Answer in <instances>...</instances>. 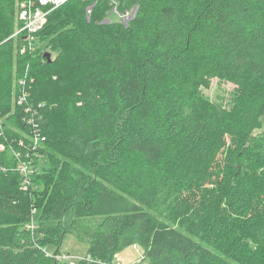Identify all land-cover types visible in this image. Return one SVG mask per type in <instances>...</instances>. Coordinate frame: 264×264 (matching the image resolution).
<instances>
[{
    "label": "trees",
    "instance_id": "trees-1",
    "mask_svg": "<svg viewBox=\"0 0 264 264\" xmlns=\"http://www.w3.org/2000/svg\"><path fill=\"white\" fill-rule=\"evenodd\" d=\"M20 1L0 0V264H67L65 219L90 236L77 264L133 246L150 264H264V0H67L25 53ZM113 8L135 15L106 23ZM213 79L235 88L214 102Z\"/></svg>",
    "mask_w": 264,
    "mask_h": 264
},
{
    "label": "built area",
    "instance_id": "built-area-1",
    "mask_svg": "<svg viewBox=\"0 0 264 264\" xmlns=\"http://www.w3.org/2000/svg\"><path fill=\"white\" fill-rule=\"evenodd\" d=\"M87 2H91L93 0H84ZM67 0H21L18 4V12H17V22L21 24V28L16 30L15 34L12 36L16 38L19 35L24 36V45L21 48V53H25L27 51L33 52L36 50L35 43H38V34L45 27L49 14L56 10L57 8L63 6ZM92 6L87 8V15L90 16L92 12ZM135 15V11L131 15L129 12L126 14H120L121 18H125V21L131 20ZM27 80L28 78L20 79V87L22 93L18 98V103L20 105L27 103L28 97L30 96L28 88H27ZM41 108V106H39ZM26 113H28L31 117L29 119V125L32 127L34 135H33V145L32 149L35 151L39 146V142L44 140L41 136L40 132V124L36 116L39 114L37 109L33 107H28L26 109ZM0 127H1V119H0ZM22 144V143H21ZM0 150H4V146L0 145ZM39 156V155H38ZM19 157V154L17 155ZM0 171H5L0 169ZM17 171L19 175L22 177V188L24 190H28L32 183L33 177V165L31 162H20ZM31 230L34 229V225L29 226ZM59 261L67 264H77L78 262L70 254H61L59 257Z\"/></svg>",
    "mask_w": 264,
    "mask_h": 264
},
{
    "label": "rangeland",
    "instance_id": "rangeland-1",
    "mask_svg": "<svg viewBox=\"0 0 264 264\" xmlns=\"http://www.w3.org/2000/svg\"><path fill=\"white\" fill-rule=\"evenodd\" d=\"M114 4H116L117 0H111ZM62 7V6H61ZM60 8V7H59ZM58 9V8H57ZM92 9V8H91ZM135 11V9H132L131 11H129V13L132 15L133 12ZM106 23L109 22H121L123 24H127L128 21H125V18H121L120 14L116 11L115 8H113L112 12H110L108 19L105 20ZM39 38V36H37ZM37 44V45H36ZM39 44L36 42V48ZM43 44V42H42ZM56 55V56H55ZM54 55V58L58 57L59 58V54L56 53ZM65 58V57H64ZM60 59L58 62H61ZM57 88V86H55V89ZM201 88L203 89V92L205 94L206 97L210 98L212 101L217 102L219 100L220 97L227 95L228 93L232 92L235 88V86L232 83L226 82L224 80H220V79H213L210 82V85L205 86L202 85ZM68 92V95H65ZM71 92L70 87H68V89H59V94L56 93L57 96L59 97H68V99H70L72 96L69 95V93ZM264 133V122L262 121L260 124V127H258L255 131V135H259ZM75 166L76 168H80L81 165L79 164H72L71 161L68 162V165L66 166V169L68 170V176H69V172L70 169H72V167ZM93 179V183L89 185V195L93 194V192L95 191L96 187L100 186L101 184V180L98 176L97 177H92ZM71 220L65 219L64 221V230H66V232H68V234L65 236L61 247V254H70L76 262H80L81 260H83L82 258H85L87 250H88V241H89V234H86V232L83 230H78V229H74L72 231L71 230ZM132 234H135V229H133ZM55 251L54 246H49L46 249V253L48 255H53V252ZM150 261L147 259H145V255L143 252V248L139 247H127L125 249H123L114 259V261L111 264H150Z\"/></svg>",
    "mask_w": 264,
    "mask_h": 264
},
{
    "label": "water",
    "instance_id": "water-1",
    "mask_svg": "<svg viewBox=\"0 0 264 264\" xmlns=\"http://www.w3.org/2000/svg\"><path fill=\"white\" fill-rule=\"evenodd\" d=\"M44 57L47 59V61H48L49 63L52 62V58H51V54H50V53H46V54H44Z\"/></svg>",
    "mask_w": 264,
    "mask_h": 264
},
{
    "label": "crops",
    "instance_id": "crops-1",
    "mask_svg": "<svg viewBox=\"0 0 264 264\" xmlns=\"http://www.w3.org/2000/svg\"><path fill=\"white\" fill-rule=\"evenodd\" d=\"M135 248L137 247L138 248V246H134Z\"/></svg>",
    "mask_w": 264,
    "mask_h": 264
}]
</instances>
